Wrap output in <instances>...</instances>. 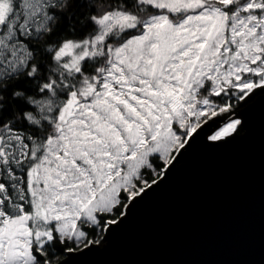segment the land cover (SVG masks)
Here are the masks:
<instances>
[{"label":"snow or ice","instance_id":"1","mask_svg":"<svg viewBox=\"0 0 264 264\" xmlns=\"http://www.w3.org/2000/svg\"><path fill=\"white\" fill-rule=\"evenodd\" d=\"M257 106L264 0H0V264H97Z\"/></svg>","mask_w":264,"mask_h":264},{"label":"water","instance_id":"2","mask_svg":"<svg viewBox=\"0 0 264 264\" xmlns=\"http://www.w3.org/2000/svg\"><path fill=\"white\" fill-rule=\"evenodd\" d=\"M97 264H264V109L247 136L186 159Z\"/></svg>","mask_w":264,"mask_h":264},{"label":"rangeland","instance_id":"3","mask_svg":"<svg viewBox=\"0 0 264 264\" xmlns=\"http://www.w3.org/2000/svg\"><path fill=\"white\" fill-rule=\"evenodd\" d=\"M263 111V109L260 107V106H257L256 108H253V109H250V112H249V124L254 122V118L256 116H258L260 114V112ZM207 134H210L209 131L207 129H205V135ZM209 149H212V148H207V147H204V146H200L198 148H196L191 154L189 157L187 158H190L192 157L193 155H200L204 152H206L207 150ZM186 158V159H187Z\"/></svg>","mask_w":264,"mask_h":264}]
</instances>
